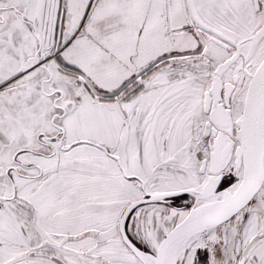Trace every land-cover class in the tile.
Here are the masks:
<instances>
[{
	"label": "snow or ice",
	"instance_id": "snow-or-ice-1",
	"mask_svg": "<svg viewBox=\"0 0 264 264\" xmlns=\"http://www.w3.org/2000/svg\"><path fill=\"white\" fill-rule=\"evenodd\" d=\"M0 264H264V0H0Z\"/></svg>",
	"mask_w": 264,
	"mask_h": 264
}]
</instances>
